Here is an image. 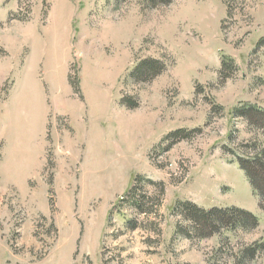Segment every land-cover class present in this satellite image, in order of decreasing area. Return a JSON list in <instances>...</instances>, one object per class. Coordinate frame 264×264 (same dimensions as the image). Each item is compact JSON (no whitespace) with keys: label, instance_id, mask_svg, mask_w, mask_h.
<instances>
[{"label":"rangeland","instance_id":"1","mask_svg":"<svg viewBox=\"0 0 264 264\" xmlns=\"http://www.w3.org/2000/svg\"><path fill=\"white\" fill-rule=\"evenodd\" d=\"M262 155L264 0H0V264H264Z\"/></svg>","mask_w":264,"mask_h":264},{"label":"trees","instance_id":"2","mask_svg":"<svg viewBox=\"0 0 264 264\" xmlns=\"http://www.w3.org/2000/svg\"><path fill=\"white\" fill-rule=\"evenodd\" d=\"M164 1L166 3L171 0ZM238 162L251 186L261 199L262 207L264 208V155L249 160L239 159ZM136 206L141 208L139 203ZM183 207L191 218L195 220L196 224H199V227L202 226V231L209 230L215 233L222 227L253 230L259 226V219L254 214L237 207L214 208L210 211H205L191 204H185ZM259 247L262 248L264 245H259ZM255 252H257V246L246 251V253L250 254V257H254Z\"/></svg>","mask_w":264,"mask_h":264}]
</instances>
